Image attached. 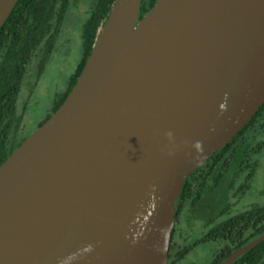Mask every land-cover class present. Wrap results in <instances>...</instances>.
Returning <instances> with one entry per match:
<instances>
[{
	"label": "water",
	"instance_id": "1",
	"mask_svg": "<svg viewBox=\"0 0 264 264\" xmlns=\"http://www.w3.org/2000/svg\"><path fill=\"white\" fill-rule=\"evenodd\" d=\"M141 5L114 1L63 104L1 164L0 264H168L185 181L264 106V0Z\"/></svg>",
	"mask_w": 264,
	"mask_h": 264
},
{
	"label": "trees",
	"instance_id": "2",
	"mask_svg": "<svg viewBox=\"0 0 264 264\" xmlns=\"http://www.w3.org/2000/svg\"><path fill=\"white\" fill-rule=\"evenodd\" d=\"M114 1H93L83 26L82 60L72 74L66 91L56 97L51 114L58 110L76 84ZM157 1L142 0L140 20ZM78 2L19 0L0 29V166L27 138H17L21 125L18 106L23 81L36 59L43 60L42 65H45L68 10ZM259 170L264 174V106L228 145L213 154L185 181L176 205L175 219L185 215L184 219L189 223L188 216L197 212L206 190L221 186L224 181L229 180V188L234 185L239 187L238 194L243 195L248 192L242 189L243 186L250 189ZM234 205L226 209V218H222L221 213L218 222L205 224L207 228L214 225L212 233L204 234L194 245L197 247L205 242L221 246L212 264L222 263L239 248L264 234V205H252L245 211L231 212ZM233 264H264V242L240 256Z\"/></svg>",
	"mask_w": 264,
	"mask_h": 264
},
{
	"label": "rangeland",
	"instance_id": "3",
	"mask_svg": "<svg viewBox=\"0 0 264 264\" xmlns=\"http://www.w3.org/2000/svg\"><path fill=\"white\" fill-rule=\"evenodd\" d=\"M94 0H79L68 10L67 16L56 38L51 56L48 57L45 67L43 60H35L28 71L19 95L18 116L20 117V130L17 138H23L35 132L38 126L51 114L54 101L59 94L66 91L72 74L77 69L83 57L82 32L84 23L89 15ZM46 58V57H45ZM44 58V59H45ZM229 180L221 186H212L204 193L203 201L196 213L188 216V228L183 236L188 234L191 243L203 235L201 229L210 221L218 222L226 218L228 206L235 204L231 212L245 211L252 205H264V174L257 173L250 189L239 195V187H230ZM239 195V197H238ZM183 222V219H181ZM194 221V223H193ZM219 244H204L195 247L189 258L192 264H211L213 257L219 250Z\"/></svg>",
	"mask_w": 264,
	"mask_h": 264
},
{
	"label": "flooded vegetation",
	"instance_id": "4",
	"mask_svg": "<svg viewBox=\"0 0 264 264\" xmlns=\"http://www.w3.org/2000/svg\"><path fill=\"white\" fill-rule=\"evenodd\" d=\"M51 115L52 114H50L48 116V118H46V120H44V122H42L38 127H40L43 123H45L49 119V117H51ZM176 212H177V209H176ZM184 216L185 215H182V217H180V219H178V220L175 219V227H174L175 233L173 230V236H172L170 251H169V256H168V259H169L168 264H186V263H184V261L187 258H189L192 250L195 248L194 245L198 242V240L201 239V237H200V239L196 240L194 243H191V241H189L190 238H189L188 234H186L185 237L182 236L185 232V229L188 228L189 224H191V223H187L185 221ZM181 219H183V222L181 221ZM210 226L211 227L207 228L205 225L204 227L201 228V229H204L202 236H204V234L207 235L208 233L209 234L212 233V229H213L214 225H210ZM204 244H206V243L204 242L201 245H204ZM208 244H217V243H208ZM187 248H188V250H187ZM220 250H221V246L219 247L218 252ZM218 252H217V254H218ZM215 256L213 257L211 264L214 262ZM222 262H224V261H222ZM220 263H216V264H220ZM187 264H191V262L188 261ZM193 264H195V261Z\"/></svg>",
	"mask_w": 264,
	"mask_h": 264
}]
</instances>
